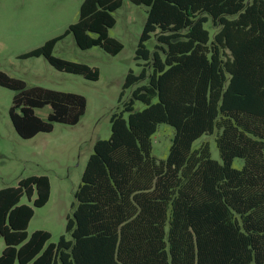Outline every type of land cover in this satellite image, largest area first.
Returning <instances> with one entry per match:
<instances>
[{
  "label": "trees",
  "instance_id": "trees-1",
  "mask_svg": "<svg viewBox=\"0 0 264 264\" xmlns=\"http://www.w3.org/2000/svg\"><path fill=\"white\" fill-rule=\"evenodd\" d=\"M131 1L148 7L136 49L142 69L128 72L111 136L94 144L67 218L69 237L50 242L43 229L29 236L51 181L28 176L0 189V264H264V0ZM123 2L83 0L76 22L20 57L43 56L58 70L98 80L97 67L54 49L73 34L82 49L118 54L123 43L109 30ZM0 85L15 91L9 114L25 139L56 122L75 125L86 112L84 95L28 87L1 69ZM136 100L145 107L137 110ZM46 105L44 119L36 110ZM160 123L175 129L166 159L152 155ZM216 131L222 161L208 142L193 148ZM24 195L32 204L21 203Z\"/></svg>",
  "mask_w": 264,
  "mask_h": 264
},
{
  "label": "rangeland",
  "instance_id": "rangeland-1",
  "mask_svg": "<svg viewBox=\"0 0 264 264\" xmlns=\"http://www.w3.org/2000/svg\"><path fill=\"white\" fill-rule=\"evenodd\" d=\"M62 4L66 0H29L0 11V69L13 77L26 81L27 86H42L59 91L75 92L87 98L85 114L75 125L56 122L51 132H41L35 138H22L15 130L9 109L13 103L14 90L0 85V189L17 186L19 181L31 175H47L51 181V196L43 207H36L29 224V236L37 229L51 232L50 242L57 243L66 233L68 216H72L75 191L94 144L99 139L111 136V115L120 106L119 96L123 90L128 72L139 73L141 60L136 59V49L148 16V7L124 0L114 11L116 25L109 30L110 36L123 43L122 50L110 54L101 46L80 48L69 34L57 43L54 54L58 57L97 67L98 80H90L82 74L61 71L53 67L43 56L21 58L12 55L42 44L46 37L62 33L66 22L79 17L76 1L68 4L69 18L64 20ZM28 34V36H26ZM12 37V39H11ZM29 38V39H28ZM29 41V42H26ZM31 41V42H30ZM12 44V47L7 49ZM155 36L147 41V47L154 50ZM137 85L126 90L128 100ZM145 104L136 100L135 108L141 110ZM50 105L36 110L46 119ZM175 129L167 123H160L153 135L152 155L166 159L169 154ZM217 131L198 138L193 148L208 142L212 158L222 161L216 144ZM243 158H235L233 167L242 168ZM21 203L32 204L24 195ZM5 246L0 238V251Z\"/></svg>",
  "mask_w": 264,
  "mask_h": 264
},
{
  "label": "crops",
  "instance_id": "crops-1",
  "mask_svg": "<svg viewBox=\"0 0 264 264\" xmlns=\"http://www.w3.org/2000/svg\"><path fill=\"white\" fill-rule=\"evenodd\" d=\"M28 1L29 0H23V2L26 4V3H28ZM31 1V0H30ZM76 1V4L78 3V5H79V14H80V7H81V4H82V2H83V0H66V4L64 5V4H62V6H61V9H62V15H61V17L64 19V20H66L67 18H69V13H68V9H67V7H68V4L69 3H73V2H75ZM19 3V0H0V11H7V10H9V9H11V7L13 6V5H16V4H18ZM9 12H10V10H9ZM79 18V17H78ZM75 18H72L71 20H68L67 22H66V27L64 28V30H63V32L68 28V26L71 24V23H73V22H76L77 20H74ZM62 32V33H63ZM61 33H59V34H57V35H60ZM56 35V36H57ZM26 36H28V34L26 35ZM55 37V36H54ZM51 38H53V37H46V38H44L43 40H42V44H44L47 40H49V39H51ZM11 39H12V37H11ZM29 39V38H28ZM26 42H29V41H26ZM31 42V41H30ZM42 44H38V45H36V46H34V47H31V48H28L26 51H24V52H21V53H17V52H15L14 54H12V55H15V56H20V55H22L23 53H26V52H28V51H30V50H32V49H34V48H36V47H38V46H40V45H42ZM56 46H57V44H56ZM56 46H55V48H56ZM12 47V44L7 48V49H9V48H11ZM55 50V49H54ZM40 57V56H39ZM38 135V134H37ZM36 135V136H37ZM35 136V137H36ZM35 137H33V138H35ZM31 222V221H30Z\"/></svg>",
  "mask_w": 264,
  "mask_h": 264
}]
</instances>
